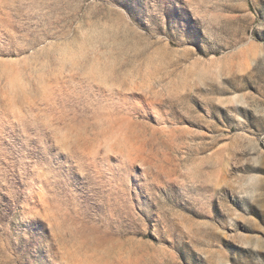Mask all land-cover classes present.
I'll return each mask as SVG.
<instances>
[{"label": "rangeland", "instance_id": "obj_1", "mask_svg": "<svg viewBox=\"0 0 264 264\" xmlns=\"http://www.w3.org/2000/svg\"><path fill=\"white\" fill-rule=\"evenodd\" d=\"M0 264H264V0H0Z\"/></svg>", "mask_w": 264, "mask_h": 264}]
</instances>
